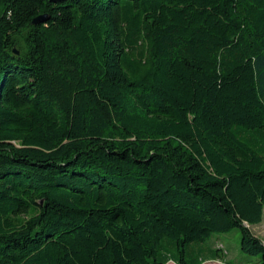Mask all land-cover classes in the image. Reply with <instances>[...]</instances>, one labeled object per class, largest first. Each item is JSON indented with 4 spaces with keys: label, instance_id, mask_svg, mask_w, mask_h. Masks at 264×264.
Wrapping results in <instances>:
<instances>
[{
    "label": "trees",
    "instance_id": "obj_1",
    "mask_svg": "<svg viewBox=\"0 0 264 264\" xmlns=\"http://www.w3.org/2000/svg\"><path fill=\"white\" fill-rule=\"evenodd\" d=\"M263 209L264 0H0V264H264Z\"/></svg>",
    "mask_w": 264,
    "mask_h": 264
},
{
    "label": "rangeland",
    "instance_id": "obj_2",
    "mask_svg": "<svg viewBox=\"0 0 264 264\" xmlns=\"http://www.w3.org/2000/svg\"><path fill=\"white\" fill-rule=\"evenodd\" d=\"M251 230L253 231L254 234H256L258 237L264 240V212H263L262 222L256 225H252ZM208 240H219L223 245L224 249L227 252H229V255L231 256V261L234 264L242 261L241 257L236 256L237 252L240 254V256L243 255L246 256L247 258H251L252 262H255V260L257 259V257L255 256H249L239 251V231L237 228L231 229L230 231L225 233L214 234ZM169 264H174V263L170 262ZM202 264H225V263L221 261L211 262V260H207Z\"/></svg>",
    "mask_w": 264,
    "mask_h": 264
},
{
    "label": "water",
    "instance_id": "obj_3",
    "mask_svg": "<svg viewBox=\"0 0 264 264\" xmlns=\"http://www.w3.org/2000/svg\"><path fill=\"white\" fill-rule=\"evenodd\" d=\"M52 2H60V1H64V0H51ZM39 20H41V17H39V18H36L33 22H37V21H39Z\"/></svg>",
    "mask_w": 264,
    "mask_h": 264
},
{
    "label": "crops",
    "instance_id": "obj_4",
    "mask_svg": "<svg viewBox=\"0 0 264 264\" xmlns=\"http://www.w3.org/2000/svg\"><path fill=\"white\" fill-rule=\"evenodd\" d=\"M263 212H264V210H263ZM261 222H262V221H261ZM261 222H260V223H261ZM217 261H218V260H215V261H211V262H217ZM221 262H222V261H221Z\"/></svg>",
    "mask_w": 264,
    "mask_h": 264
}]
</instances>
